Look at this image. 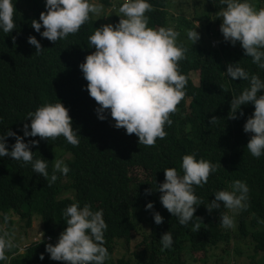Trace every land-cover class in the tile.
Returning <instances> with one entry per match:
<instances>
[{
  "label": "trees",
  "instance_id": "obj_1",
  "mask_svg": "<svg viewBox=\"0 0 264 264\" xmlns=\"http://www.w3.org/2000/svg\"><path fill=\"white\" fill-rule=\"evenodd\" d=\"M113 1L102 0V3L106 7ZM13 3L16 28L11 33L0 30V133L11 130L23 136L24 124L31 123L26 119L28 113L59 100L70 109L79 144L73 146L63 136L25 137L26 143L40 141L31 150L34 159L49 161V178L55 159L69 166L67 175L56 173L58 179L51 186L33 172L30 164L22 167L13 158L0 157V231L10 233L16 245L6 252L8 260L0 264H66L51 260L46 246L56 244L67 226L64 210L76 202L81 207L90 205L92 211L103 210L108 224L104 246L109 259L105 264H191L197 251L204 254L210 251L208 258L202 257L204 263L225 264L232 257L245 256L253 264H264V223H261L264 221V156L257 159L248 152L246 146L251 134L244 132V124L255 108L253 104L243 105V116L238 112V119L229 118L233 94L239 95L249 82L231 80L226 74L229 63H240L250 74L264 80V69L245 55L239 42L233 46L224 41L216 25L222 22L220 11L226 5L220 0H150L152 9L146 13L148 26L174 28L180 33L178 42L187 48L179 68L188 83L185 97L170 114L172 125H165V138L145 146L140 145L135 134L128 135L124 128H115L110 112L106 113L107 119H98L99 105L87 91L88 81L79 65L95 51L89 44V36L103 26L102 22L90 14L77 33L54 43L31 26L32 20H39L40 14L46 12V0H13ZM253 3L257 9L264 7V0ZM197 14H203L199 25L204 26L206 33L195 26V21L201 18ZM118 15L111 16L110 24L119 22ZM195 28L201 37L195 44L183 39L187 38L188 30ZM44 30L42 27L41 32ZM29 36H36L44 49L42 52L36 54L35 47L28 43ZM213 40H217L215 45ZM194 72H197V84L191 77ZM213 116L218 118L215 126L210 123ZM14 143V137L7 138L9 150ZM192 153L219 167L203 187H195L203 205L197 208L188 225H181L161 204L158 185L165 181L164 169L175 167L179 171L182 157ZM235 180L245 181L249 187L248 207L237 213L242 248L238 245L231 248L233 231L219 223L221 213L230 215V210L221 204L220 209L210 213L206 207L217 191L230 190ZM148 189L152 190L151 194L146 192ZM67 193L72 196H63ZM149 202L154 203L152 210H146ZM155 212L164 217L162 224L155 223ZM4 216L8 217L7 222ZM37 217L41 220V231L53 240L32 241L35 236L31 242L20 244L12 225L22 222L30 227ZM169 231L173 245L162 250L160 239ZM134 234L140 239L130 253L115 256L118 246L129 249ZM218 247L223 250L220 254L214 251ZM42 253L44 260L40 259Z\"/></svg>",
  "mask_w": 264,
  "mask_h": 264
},
{
  "label": "clouds",
  "instance_id": "obj_2",
  "mask_svg": "<svg viewBox=\"0 0 264 264\" xmlns=\"http://www.w3.org/2000/svg\"><path fill=\"white\" fill-rule=\"evenodd\" d=\"M220 3L226 5L220 11V31L224 41L233 46L239 42L245 55L264 69V7L257 9L253 0H220ZM45 6L46 12L40 14L39 20H32L31 26L43 38L54 43L77 33L90 19V14L99 13L102 8L94 0H46ZM151 9L150 0H123L119 7V22L96 28L94 34L89 36V44L95 47V51L79 65L84 79L88 81L87 91L99 105L96 109L98 119H107L106 113L110 112L115 128H124L128 135L135 134L140 145L145 146H152L158 138H165V125H172L170 114L176 111L177 105L185 97L188 83L186 75L179 68V62L185 59L187 52V48L178 42L180 33L172 27H149L146 13ZM15 11L13 0H0V30L4 33H11L16 28ZM42 27L45 29L43 32ZM196 29L187 31L188 40L194 44L201 38ZM28 43L35 47L36 54L44 50L36 36H29ZM226 74L231 80L249 82L239 95L233 94L229 118L243 116L241 106L254 105L253 114L244 124V132L251 134L246 146L248 152L258 159L264 156V80L259 75L250 74L240 63H229ZM26 119H30L31 123L24 124L23 136L11 130L0 133V157L13 158L21 162L22 167L30 164L33 172L45 178L51 186L58 179L56 173L67 175L69 166L63 160L55 159L49 178V161L34 159L31 150L40 141L30 140L26 143L25 137L56 139L63 136L68 143L77 146L78 130L73 128L70 109L59 100L29 112ZM217 120L213 116L210 123L215 126ZM8 137L15 138L11 150L7 145ZM218 167L203 157L198 159L197 154L192 153L182 157L179 171L175 167L164 169L165 181L158 185V191L162 193L160 202L178 218L181 225H188L197 208L203 205L195 194V187H203ZM151 191L146 190L148 194ZM248 193L247 183L235 180L230 190L217 191L215 199L206 207L210 213L220 209L221 204L233 212L246 209ZM153 208L152 202L146 205V210ZM63 215L67 226L56 244L48 243L46 246L50 259L66 264H105L109 259L108 249L104 246L108 224L103 210L92 211L90 205L81 207L76 202L68 206ZM7 220L8 217L4 216V221ZM219 220L224 228L234 226L233 217L227 213H221ZM154 221L157 225L162 224L164 217L155 212ZM199 227V224L195 225L197 230ZM41 239L53 240L52 236L41 231L32 241ZM160 242L162 250L170 249L174 242L171 231L163 234ZM14 247V237L0 231V262L8 260L6 252ZM44 258L42 253L40 259ZM191 264L209 263L197 259ZM225 264L237 263L230 259Z\"/></svg>",
  "mask_w": 264,
  "mask_h": 264
},
{
  "label": "rangeland",
  "instance_id": "obj_3",
  "mask_svg": "<svg viewBox=\"0 0 264 264\" xmlns=\"http://www.w3.org/2000/svg\"><path fill=\"white\" fill-rule=\"evenodd\" d=\"M123 1V0H122ZM95 3H97L98 5H102L101 10L99 11V13L94 14V17L96 18L95 20H97L99 23L106 25V24H110V18L111 16H113L114 14H119V7L122 4H118L116 0H114L110 5L104 7L102 0H94ZM190 2V1H189ZM264 4V3H263ZM254 6L257 8V5L254 3ZM171 10L173 12H175V8H171ZM199 15L201 18L198 17V19L195 21V26L198 27V24H200L203 21V14H197ZM101 21V22H100ZM222 22H220L219 24L216 25V27L220 30V26H221ZM196 29V28H195ZM199 29L203 32L206 33V29L204 28L203 25H199ZM206 35V34H205ZM206 38H208V36L206 35ZM183 39L188 40V38H184ZM217 42V40H213L212 41V45H215ZM192 80L194 81V83H198V76H197V72L192 73L191 75ZM68 156V155H66ZM136 173L141 174V171L139 170H135ZM237 213L233 212L230 210V216L233 217L234 219V226L231 228L233 231V239L232 242L230 243L231 248L234 245H238L239 247H243V239L240 236L239 232H238V222H237ZM13 227V231L15 236L18 238V241H20V244L23 243H28L31 241V238H34L35 236L38 235L39 232H41V220L40 218H34L33 223L30 227H26L24 226V224L22 222H18V223H14L12 225ZM140 239V236L138 234H134L130 240V244H129V249H126V247H121L118 246V248L115 251V256H120L122 254H126L128 255L130 253V251L134 248L135 243ZM22 242V243H21ZM215 253L220 254L223 252L222 248L218 247L215 250ZM195 259L202 261V257H209L210 255V251L207 252L206 254H204L202 251H197L193 253ZM232 260H235L237 264H250V262L247 260L246 257L241 256V257H232ZM211 260H214V257L211 258ZM209 264H211L209 262Z\"/></svg>",
  "mask_w": 264,
  "mask_h": 264
}]
</instances>
